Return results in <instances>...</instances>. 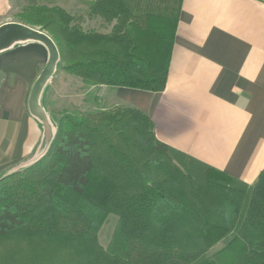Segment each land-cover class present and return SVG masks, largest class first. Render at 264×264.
Here are the masks:
<instances>
[{
    "label": "trees",
    "instance_id": "16d2710c",
    "mask_svg": "<svg viewBox=\"0 0 264 264\" xmlns=\"http://www.w3.org/2000/svg\"><path fill=\"white\" fill-rule=\"evenodd\" d=\"M83 3L108 33L82 30V16L57 6L16 17L46 33L56 69L84 85L161 92L181 0ZM53 118L48 148L0 174V264H216L205 254L221 242L229 264H264V170L248 188L157 141L133 108ZM110 214L103 249L96 235Z\"/></svg>",
    "mask_w": 264,
    "mask_h": 264
},
{
    "label": "crops",
    "instance_id": "0c3cea01",
    "mask_svg": "<svg viewBox=\"0 0 264 264\" xmlns=\"http://www.w3.org/2000/svg\"><path fill=\"white\" fill-rule=\"evenodd\" d=\"M86 1L93 0H0V25L19 23L11 12L26 5L69 12L73 3ZM80 27L111 29L99 18L82 19ZM47 59V49L34 41L0 51V166L39 156L43 127L27 101ZM57 71L38 100L50 124ZM90 91L88 112L106 103L137 109L151 121L157 141L253 187L264 170V0H181L164 89Z\"/></svg>",
    "mask_w": 264,
    "mask_h": 264
},
{
    "label": "rangeland",
    "instance_id": "374dc122",
    "mask_svg": "<svg viewBox=\"0 0 264 264\" xmlns=\"http://www.w3.org/2000/svg\"><path fill=\"white\" fill-rule=\"evenodd\" d=\"M73 9H71L69 12L80 15L83 17V20L87 18L85 16L86 13V6L84 4H72ZM20 11V10H19ZM18 10H14L11 12V19L12 20H18L16 17L17 13H19ZM91 19V18H90ZM112 26V24H110ZM90 26V25H89ZM38 29V28H36ZM95 30V29H93ZM90 30V31H93ZM99 32V31H98ZM53 86H55V89L53 91V95L51 97V108L54 110V115L58 116L62 112H68V113H74V114H85L89 111V109L93 106L92 104V91L89 93H86V90L88 89V86L84 85L82 82H80L77 78L68 75L65 72H58L56 73V78L53 81ZM85 100V105L82 103V99ZM104 109L101 110H110L117 107H112L106 103V105H103ZM109 107V108H107ZM122 107V106H121ZM101 108V107H100ZM100 108H96L92 110L95 111H101ZM99 109V110H98ZM51 120V127L53 129V120L54 118H50ZM32 161L25 160L22 164H17L8 167L6 170L0 172V174H4L5 172H12V171H18L27 165H29ZM117 225V217L115 215H108L103 220L102 224L100 225L98 231H97V241L99 245L106 249L111 236L113 234V231ZM224 242L218 243L214 247H212L206 254L205 257L208 260H211L215 262L216 264H229L234 260V254H232L229 250H224Z\"/></svg>",
    "mask_w": 264,
    "mask_h": 264
},
{
    "label": "water",
    "instance_id": "95a60500",
    "mask_svg": "<svg viewBox=\"0 0 264 264\" xmlns=\"http://www.w3.org/2000/svg\"><path fill=\"white\" fill-rule=\"evenodd\" d=\"M25 41L38 42L42 44L48 52L47 62L31 87L27 101L30 114L38 119L43 127L44 135L39 150L40 155L48 148L52 139L53 129L43 108L39 105L38 100L41 90L56 70L58 51L51 38L43 31H39L36 28L18 22H7L0 25V51L7 49L14 43Z\"/></svg>",
    "mask_w": 264,
    "mask_h": 264
}]
</instances>
